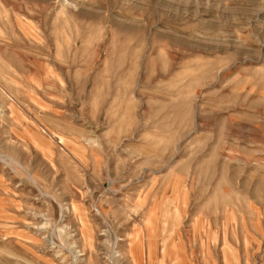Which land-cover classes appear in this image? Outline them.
I'll list each match as a JSON object with an SVG mask.
<instances>
[{
  "label": "rangeland",
  "instance_id": "obj_1",
  "mask_svg": "<svg viewBox=\"0 0 264 264\" xmlns=\"http://www.w3.org/2000/svg\"><path fill=\"white\" fill-rule=\"evenodd\" d=\"M140 263L264 264V0H0V264Z\"/></svg>",
  "mask_w": 264,
  "mask_h": 264
},
{
  "label": "bare ground",
  "instance_id": "obj_2",
  "mask_svg": "<svg viewBox=\"0 0 264 264\" xmlns=\"http://www.w3.org/2000/svg\"><path fill=\"white\" fill-rule=\"evenodd\" d=\"M134 243H135V240H132L131 241V245H130L131 253L133 254L134 257H136V260H138V263H139V262H141V260L143 261V258H142V255H137L136 254V247H135ZM149 246H150L149 248L152 249V251H153L152 244H149Z\"/></svg>",
  "mask_w": 264,
  "mask_h": 264
}]
</instances>
